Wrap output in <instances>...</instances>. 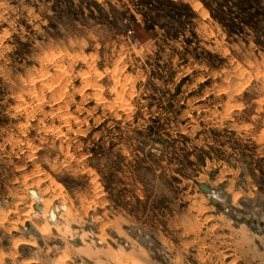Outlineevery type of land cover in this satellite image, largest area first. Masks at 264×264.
<instances>
[{"label":"rangeland","instance_id":"rangeland-1","mask_svg":"<svg viewBox=\"0 0 264 264\" xmlns=\"http://www.w3.org/2000/svg\"><path fill=\"white\" fill-rule=\"evenodd\" d=\"M0 264H264V0H0Z\"/></svg>","mask_w":264,"mask_h":264},{"label":"bare ground","instance_id":"bare-ground-1","mask_svg":"<svg viewBox=\"0 0 264 264\" xmlns=\"http://www.w3.org/2000/svg\"><path fill=\"white\" fill-rule=\"evenodd\" d=\"M41 76H42V75H41ZM38 77H39V76H38ZM43 79H44V78H43ZM38 81H39V80H38ZM85 82H86V81H85ZM49 83H50V82H49ZM84 84H85V83H84ZM86 84H87V83H86ZM86 84H85V86H87ZM64 86H65V85H64ZM46 87L49 89V86L46 85ZM41 95H42V94H41ZM41 98H42V96H41ZM35 99H36V98H35ZM38 100H39V99H38ZM59 106H60V105H59ZM59 106H58V108H59ZM58 108H56V109H58ZM37 109H38V108H37ZM69 115H70V114H69ZM67 121H68V120H67ZM210 189L212 190V193H211V194H216V195H219V196L221 195L220 192L218 193L216 189H213L212 187H211ZM37 193H38V192H37L35 189H34V190L32 189L31 194H32V196H34L35 199H37V197H38ZM212 198L215 199V202L218 201V200H217L218 198H215V197H212ZM212 198H211V199H212ZM40 199H41V198H40ZM31 200H32V203H33V202H34V199H31ZM41 201H42V199H41ZM41 201H40V202H41ZM47 203H48V202H47ZM34 204L39 205V204L36 203V201L34 202ZM41 206H42V205H41ZM39 207H40V206H39ZM44 207H45V206H44ZM43 209H44V208H43ZM45 209H47V214H48V215H47V218H48V220H49L50 218H53V217L55 216V214H54V212H53L52 209H50V208H46V207H45ZM49 209H50V210H49ZM36 211L39 213V212H40V209H38V210H36ZM48 211H51V212H48ZM37 212L34 211V212H33V215L37 216V214H38ZM25 213H26V212H25ZM35 213H36V214H35ZM55 213H57V211H56ZM49 215H50V217H49ZM37 218H38V217H37ZM25 219H26V218H25ZM55 219H56V220L53 221L54 223H56L57 220H58V216H57V214H56V218H55ZM124 261H125V260H124ZM127 261H128V260H127ZM130 262H131V261H130Z\"/></svg>","mask_w":264,"mask_h":264},{"label":"water","instance_id":"water-1","mask_svg":"<svg viewBox=\"0 0 264 264\" xmlns=\"http://www.w3.org/2000/svg\"><path fill=\"white\" fill-rule=\"evenodd\" d=\"M199 186H200V188H201L203 191H205L206 193H209V194L212 193V190H211V189L209 188V186H207L205 183L199 182ZM212 199H213V201H215L214 198H212Z\"/></svg>","mask_w":264,"mask_h":264}]
</instances>
